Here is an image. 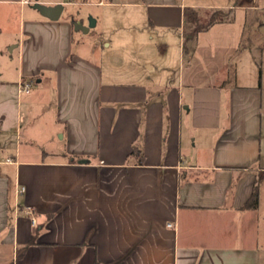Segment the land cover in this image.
<instances>
[{
    "label": "crops",
    "instance_id": "crops-1",
    "mask_svg": "<svg viewBox=\"0 0 264 264\" xmlns=\"http://www.w3.org/2000/svg\"><path fill=\"white\" fill-rule=\"evenodd\" d=\"M101 1L0 0V264H264V0ZM86 5L131 11L122 81Z\"/></svg>",
    "mask_w": 264,
    "mask_h": 264
},
{
    "label": "rangeland",
    "instance_id": "rangeland-1",
    "mask_svg": "<svg viewBox=\"0 0 264 264\" xmlns=\"http://www.w3.org/2000/svg\"><path fill=\"white\" fill-rule=\"evenodd\" d=\"M122 1V0H120ZM264 5V2H262ZM66 13H71L74 24L77 23L79 16H85V28L89 26V19H99L98 25L90 28L88 32L78 31L75 38V51L81 52L88 57H91L96 62L100 63L104 70L114 72V78L122 81V76H118L122 73V46L118 43L121 40V36L126 39L132 38L124 36L122 34V22H117L113 17L122 16L123 14L131 13L128 9L122 8H102L94 5L86 6H66ZM264 12V11H263ZM97 17V18H96ZM131 31V30H130ZM123 42V41H122ZM126 48L130 47L128 44ZM94 49V53L91 52ZM260 53L258 54V61L261 69L264 68V57ZM17 51L11 52L10 48L6 53H0V66H8L9 70L13 73L17 71ZM53 92V85L49 81L38 83L36 80L33 82L30 93L35 95H50ZM26 97L27 93H23ZM264 127V125H263ZM22 149H25L24 143L21 144ZM263 151H264V134H263Z\"/></svg>",
    "mask_w": 264,
    "mask_h": 264
},
{
    "label": "water",
    "instance_id": "water-1",
    "mask_svg": "<svg viewBox=\"0 0 264 264\" xmlns=\"http://www.w3.org/2000/svg\"><path fill=\"white\" fill-rule=\"evenodd\" d=\"M38 8L40 12L47 18L51 20H58L63 12L64 6L62 4L54 6V7L39 5ZM95 24H96V20H94L93 18H90L88 28H85L79 23H75L74 26L76 30L88 32V30L90 28H93ZM81 163H84V162H81Z\"/></svg>",
    "mask_w": 264,
    "mask_h": 264
},
{
    "label": "built area",
    "instance_id": "built-area-1",
    "mask_svg": "<svg viewBox=\"0 0 264 264\" xmlns=\"http://www.w3.org/2000/svg\"><path fill=\"white\" fill-rule=\"evenodd\" d=\"M103 3H104V1L102 0L100 2V4H103ZM32 84H33V82H22L20 84V91L21 92H26V93L30 92ZM23 192H24V188H20V189L17 190V194H22ZM19 211H21V210H19V208L16 207L15 208V215H17L19 213ZM31 217H32L31 218L32 222L35 224L36 223V218L34 216H31Z\"/></svg>",
    "mask_w": 264,
    "mask_h": 264
},
{
    "label": "trees",
    "instance_id": "trees-1",
    "mask_svg": "<svg viewBox=\"0 0 264 264\" xmlns=\"http://www.w3.org/2000/svg\"><path fill=\"white\" fill-rule=\"evenodd\" d=\"M258 205V190L257 186L254 188L253 194L251 198L249 199L247 206L250 208H256Z\"/></svg>",
    "mask_w": 264,
    "mask_h": 264
}]
</instances>
